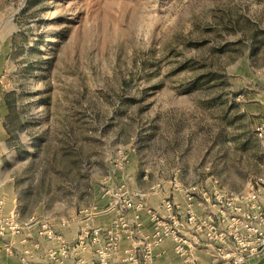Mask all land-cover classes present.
I'll use <instances>...</instances> for the list:
<instances>
[{"label":"rangeland","instance_id":"374dc122","mask_svg":"<svg viewBox=\"0 0 264 264\" xmlns=\"http://www.w3.org/2000/svg\"><path fill=\"white\" fill-rule=\"evenodd\" d=\"M259 178L264 0H0V184L19 225L102 226L124 191L157 212L178 183Z\"/></svg>","mask_w":264,"mask_h":264},{"label":"built area","instance_id":"2783aa9c","mask_svg":"<svg viewBox=\"0 0 264 264\" xmlns=\"http://www.w3.org/2000/svg\"><path fill=\"white\" fill-rule=\"evenodd\" d=\"M214 184L208 192L178 183L183 202L173 197L157 212L136 205L124 191L121 204L112 208L114 218L102 226L62 221L57 230L50 222L37 219L21 226L12 214L1 220L0 247L13 255L15 239L23 237L21 244L39 251L42 264H157V250L167 242L178 258L171 264H203L195 255L197 249L207 252L212 264H245L263 256L264 179L250 181L243 191L225 189L216 180ZM2 207L0 203V211ZM144 210L151 223L149 231L144 226ZM72 225L77 228L68 239L61 230ZM26 251L16 254L22 263L34 264Z\"/></svg>","mask_w":264,"mask_h":264},{"label":"crops","instance_id":"0c3cea01","mask_svg":"<svg viewBox=\"0 0 264 264\" xmlns=\"http://www.w3.org/2000/svg\"><path fill=\"white\" fill-rule=\"evenodd\" d=\"M0 203H3L2 210L0 211V223L3 218H6L8 216H11L14 212H16L17 208V201L14 194V188L9 185H2L0 184ZM262 204L264 206V195L262 196ZM143 220H144V226L145 230L149 231L151 230V223L149 222V215L146 210L142 212ZM76 225V224H75ZM72 225L69 227V229H62L61 231L63 234L68 238L71 239L75 235L76 226ZM60 225H57V230H59ZM23 237L16 238L14 241V245L12 246L13 249V255L7 253L4 249L0 250V262L4 264H24L20 261L19 256H17L16 253L19 255H25L27 254V251L30 253V257H33L34 264H42V260L40 259L41 254L39 251H33L29 247L28 244L24 245L22 243ZM2 246V245H1ZM157 253L160 255V258H158L157 264H171L176 263L178 261V258L174 254L173 251V245L171 242H167L157 250ZM196 257L199 259V261L203 264H212L213 261L211 257L208 255L207 252H205L202 249H197L195 251ZM245 264H264V255L252 259L248 261Z\"/></svg>","mask_w":264,"mask_h":264}]
</instances>
